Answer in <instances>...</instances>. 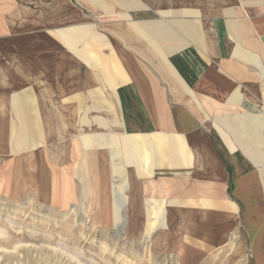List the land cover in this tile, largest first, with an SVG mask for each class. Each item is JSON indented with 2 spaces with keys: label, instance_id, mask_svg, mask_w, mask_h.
<instances>
[{
  "label": "crops",
  "instance_id": "crops-1",
  "mask_svg": "<svg viewBox=\"0 0 264 264\" xmlns=\"http://www.w3.org/2000/svg\"><path fill=\"white\" fill-rule=\"evenodd\" d=\"M0 196L264 264V0H0Z\"/></svg>",
  "mask_w": 264,
  "mask_h": 264
},
{
  "label": "rangeland",
  "instance_id": "rangeland-1",
  "mask_svg": "<svg viewBox=\"0 0 264 264\" xmlns=\"http://www.w3.org/2000/svg\"><path fill=\"white\" fill-rule=\"evenodd\" d=\"M157 237L128 224L106 228L102 216L78 209L0 196V264H181ZM236 240L199 264H255Z\"/></svg>",
  "mask_w": 264,
  "mask_h": 264
}]
</instances>
